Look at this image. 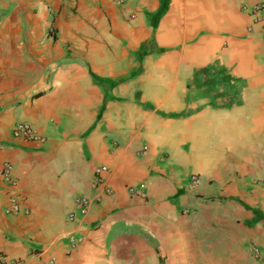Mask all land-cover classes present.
I'll return each mask as SVG.
<instances>
[{
	"label": "crops",
	"instance_id": "obj_1",
	"mask_svg": "<svg viewBox=\"0 0 264 264\" xmlns=\"http://www.w3.org/2000/svg\"><path fill=\"white\" fill-rule=\"evenodd\" d=\"M263 1L0 0V253L264 264Z\"/></svg>",
	"mask_w": 264,
	"mask_h": 264
},
{
	"label": "built area",
	"instance_id": "obj_2",
	"mask_svg": "<svg viewBox=\"0 0 264 264\" xmlns=\"http://www.w3.org/2000/svg\"><path fill=\"white\" fill-rule=\"evenodd\" d=\"M118 5H125L129 2V0H114ZM257 19L262 23V27L264 29V1L260 2L256 5H254L250 11ZM12 135L15 138H21L29 141H34L37 143H43L44 139L40 135H38L32 127L23 122L16 123L12 128ZM106 168L100 167L97 168L94 172V181L93 185H101L104 187V192L108 193V189L105 187L102 174L105 173ZM12 173V166L8 162H4L1 169H0V175L4 178V180L8 183L10 186H15L16 182L11 176ZM200 179L198 176L193 175L190 178V181L187 184L188 191H193L199 186ZM138 193V192H136ZM100 198L90 199L87 196L79 195L75 199V205H76V213H70L68 215V221L73 222L76 218V215L80 217H84L87 215L89 208L91 207L92 203L98 202ZM10 207L6 209L7 213H17L19 212V206L12 200V198L9 200ZM186 212V211H185ZM69 245L71 248H74L77 243L78 239L75 236H69ZM258 253V250L255 251ZM0 264H26L25 262L21 260H9L4 255L0 253Z\"/></svg>",
	"mask_w": 264,
	"mask_h": 264
}]
</instances>
